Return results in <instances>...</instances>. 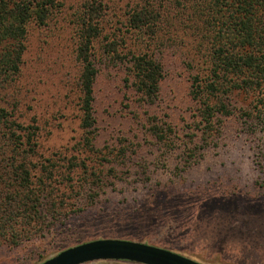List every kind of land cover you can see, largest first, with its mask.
Masks as SVG:
<instances>
[{
  "label": "rangeland",
  "instance_id": "obj_1",
  "mask_svg": "<svg viewBox=\"0 0 264 264\" xmlns=\"http://www.w3.org/2000/svg\"><path fill=\"white\" fill-rule=\"evenodd\" d=\"M77 1L68 0L67 17L31 31L14 95L21 121L39 126V155L45 158L70 156L81 137L80 64L70 23V6ZM193 57L189 46L167 49L166 76L154 106L139 103L126 88L125 68L98 64L95 144L116 153L125 149L126 157L116 163L111 156L116 175L103 170L95 203L88 204L86 196L78 200L84 211L43 238L17 247L0 244V264H41L100 239L141 242L203 264H264V131L234 116L205 149L200 137L191 142L197 108L190 95ZM152 117L175 127V150L152 137Z\"/></svg>",
  "mask_w": 264,
  "mask_h": 264
},
{
  "label": "trees",
  "instance_id": "obj_2",
  "mask_svg": "<svg viewBox=\"0 0 264 264\" xmlns=\"http://www.w3.org/2000/svg\"><path fill=\"white\" fill-rule=\"evenodd\" d=\"M67 2L0 0V244L43 238L85 210L81 197L95 203L103 170L116 175L111 156L123 163L125 149L95 144L98 64L125 68L126 88L139 103L154 106L166 76L165 52L189 46L196 61L190 95L197 105L191 142L200 137L205 149L234 116L264 131V0H78L70 6V23L80 64L81 137L70 156L41 157L39 126L21 121L14 95L31 31L67 17ZM148 123L152 137L175 150V127L156 117Z\"/></svg>",
  "mask_w": 264,
  "mask_h": 264
},
{
  "label": "water",
  "instance_id": "obj_3",
  "mask_svg": "<svg viewBox=\"0 0 264 264\" xmlns=\"http://www.w3.org/2000/svg\"><path fill=\"white\" fill-rule=\"evenodd\" d=\"M95 261H128L138 264H203L176 252L149 244L100 239L62 251L41 264H86Z\"/></svg>",
  "mask_w": 264,
  "mask_h": 264
}]
</instances>
